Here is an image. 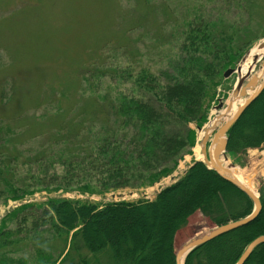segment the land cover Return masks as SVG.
Segmentation results:
<instances>
[{"label": "trees", "instance_id": "trees-1", "mask_svg": "<svg viewBox=\"0 0 264 264\" xmlns=\"http://www.w3.org/2000/svg\"><path fill=\"white\" fill-rule=\"evenodd\" d=\"M261 4L260 0H214L208 12L188 21L171 70L129 74L134 78L131 92L101 96L97 122L81 121L75 126L65 122L55 129L34 161L51 158L62 172H45L39 176L41 181L57 188L83 183L82 189L91 190L95 179L107 192L147 186L170 175L179 160L192 153L196 131L190 123L200 128L206 122L213 96L208 99L209 95L225 70L258 37L254 14ZM263 143L264 89L229 129L226 153L242 155ZM25 192L12 184L6 187V197L18 198ZM258 192L262 209L252 222L201 245L184 264H235L247 244L264 235V181ZM32 208L40 213L33 218L32 228L48 231L51 238H63L65 243L54 259L38 250L42 264H64L72 248L78 252L74 264H87L100 252L114 264H176L174 237L190 215L199 211L216 226L247 216L253 204L215 170L194 160L153 199L97 204L55 198L22 204L0 223V264H25L17 253L20 224L9 228L4 222ZM244 264H264V243Z\"/></svg>", "mask_w": 264, "mask_h": 264}, {"label": "rangeland", "instance_id": "rangeland-1", "mask_svg": "<svg viewBox=\"0 0 264 264\" xmlns=\"http://www.w3.org/2000/svg\"><path fill=\"white\" fill-rule=\"evenodd\" d=\"M260 1L262 7L254 14L258 37L232 68L264 38V0ZM212 4L214 0H0V223L10 211L41 199L67 198L97 204L153 199L162 187L185 173L196 160L199 129L194 123H190L196 131L192 153L184 155L170 175L147 186L103 192L95 179L91 190L82 189L83 183L80 187L46 186L48 181H41L39 176L53 170L62 172V167L52 165L51 158L36 162L34 155L65 122L72 126L81 121L97 122L101 96L131 92L134 78L129 74L135 77L141 70L153 74L171 70L188 21L208 12ZM263 60L264 56L251 74L261 70ZM237 76L234 72L220 78L209 95L208 99L213 96L202 127L213 117L219 100L224 106ZM254 149L259 152L256 160L264 161L260 154L264 144ZM254 149L242 155H226L232 165L245 169L251 165ZM262 181L264 178L259 180L258 189ZM8 184L26 189L25 194L6 197ZM39 215V210L32 208L20 211L19 218L10 214L5 218L6 227L20 224L17 253L25 264H42L38 250L49 252L54 259L65 246L63 238L53 239L48 231L32 228L33 218ZM213 227L207 217L194 212L175 234V251ZM97 255L87 264H114L102 252ZM77 260L78 252L72 248L64 264Z\"/></svg>", "mask_w": 264, "mask_h": 264}, {"label": "water", "instance_id": "water-1", "mask_svg": "<svg viewBox=\"0 0 264 264\" xmlns=\"http://www.w3.org/2000/svg\"><path fill=\"white\" fill-rule=\"evenodd\" d=\"M256 48L258 50H264V38L257 43ZM261 57H254V61L257 62ZM243 60V59H242ZM239 65L236 68H228L224 72V77L227 78L230 74L234 72H239ZM261 70L264 71V60L262 61ZM261 78V79H260ZM264 89V79L262 77H258L256 74H251L249 72L245 76L239 77L237 76L236 83L233 87V90L229 96V103L226 106L227 111L229 112L232 108V104L241 99L245 98L244 102L237 107V109L230 113L225 121L222 122L220 127L212 126L208 127L205 125L200 129H204L205 133L202 138L199 140L200 152L202 153V159H196L202 161L206 166L210 169L215 170L223 179L227 180L234 186H236L239 190L245 193L248 198L252 201L253 209L250 214L245 217L239 218L237 220L229 221L225 224L216 225L208 232L197 235L186 241L177 251H175V263L176 264H184L186 257L196 250L201 245L210 241L211 239L220 236L224 233L242 227L250 222H252L260 213L262 209L261 201L259 198V192L257 195L252 193L248 188L238 182L231 174L228 173V170L222 166V164L217 161L218 157L221 153H224V157L227 158L226 155V144H227V133L232 125L239 119L243 111L256 99V97L262 92ZM248 90H252V94L248 96ZM215 109H221L223 107L222 100H219L218 104L214 106ZM223 116H217V121H222ZM264 144V143H263ZM262 145V144H261ZM213 148L214 156L211 157V149ZM264 243V235L257 236L252 241H250L247 246L244 248L240 257L236 261L235 264H244L246 260L249 258L253 250L259 245Z\"/></svg>", "mask_w": 264, "mask_h": 264}, {"label": "bare ground", "instance_id": "bare-ground-1", "mask_svg": "<svg viewBox=\"0 0 264 264\" xmlns=\"http://www.w3.org/2000/svg\"><path fill=\"white\" fill-rule=\"evenodd\" d=\"M264 55V50H258L256 46L252 48L248 54L243 58L241 63L239 64L240 70L238 72L239 77L245 76L249 72H252L255 64L257 62L254 61V57H261ZM256 75L258 77H264V71L259 70ZM252 90H248V96L252 94ZM245 98H241L237 101H235L232 104V108L228 112L226 109V106L229 103V99H227L224 103V106L221 109H213V117L209 120L207 124H205V127L208 126L209 128L212 126L220 127L222 122L225 121L228 117V115L232 112H234L239 105H241L244 102ZM223 116L222 121H217V116ZM205 130L202 128L198 132V140L202 138L204 135ZM211 157L213 158V148L211 149ZM262 156H264V149L263 152L260 153ZM251 158L252 162L251 165L248 168L242 169L237 166H234L230 163L228 158L224 157V153H221L218 157V160L224 168L228 170V173L231 174L238 182H240L242 185H244L246 188H248L252 193L257 195L258 192V184L259 180L264 178V161L262 159L256 160L257 155H259V152L257 150H251ZM194 157L196 159H202V153L200 152V145L199 141L194 147ZM184 165L183 163L180 164V167L182 168Z\"/></svg>", "mask_w": 264, "mask_h": 264}, {"label": "built area", "instance_id": "built-area-1", "mask_svg": "<svg viewBox=\"0 0 264 264\" xmlns=\"http://www.w3.org/2000/svg\"><path fill=\"white\" fill-rule=\"evenodd\" d=\"M44 199H41L40 201H43ZM30 202H32V201H30ZM16 203H13V206L15 205Z\"/></svg>", "mask_w": 264, "mask_h": 264}]
</instances>
